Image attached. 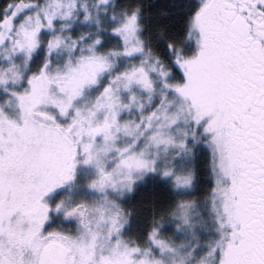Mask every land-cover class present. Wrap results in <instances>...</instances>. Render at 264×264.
<instances>
[{"label": "snow or ice", "instance_id": "6c2138e0", "mask_svg": "<svg viewBox=\"0 0 264 264\" xmlns=\"http://www.w3.org/2000/svg\"><path fill=\"white\" fill-rule=\"evenodd\" d=\"M0 264H264V0H0Z\"/></svg>", "mask_w": 264, "mask_h": 264}]
</instances>
